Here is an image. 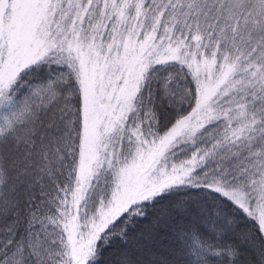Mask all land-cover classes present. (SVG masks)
<instances>
[{"label":"snow or ice","instance_id":"1","mask_svg":"<svg viewBox=\"0 0 264 264\" xmlns=\"http://www.w3.org/2000/svg\"><path fill=\"white\" fill-rule=\"evenodd\" d=\"M0 264H264V0H0Z\"/></svg>","mask_w":264,"mask_h":264}]
</instances>
